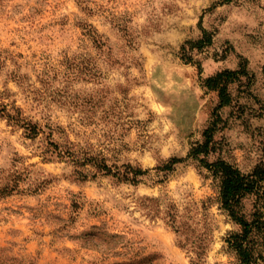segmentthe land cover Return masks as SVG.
<instances>
[{"label":"rangeland","instance_id":"1","mask_svg":"<svg viewBox=\"0 0 264 264\" xmlns=\"http://www.w3.org/2000/svg\"><path fill=\"white\" fill-rule=\"evenodd\" d=\"M242 67L209 160L248 173L264 162V0H0V92L41 129L0 118V264H235L239 228L187 156L219 103L204 80Z\"/></svg>","mask_w":264,"mask_h":264},{"label":"trees","instance_id":"2","mask_svg":"<svg viewBox=\"0 0 264 264\" xmlns=\"http://www.w3.org/2000/svg\"><path fill=\"white\" fill-rule=\"evenodd\" d=\"M211 43V36L204 33L199 41L192 44V47L202 49ZM247 75L248 71L242 67L236 71L219 72L204 80V87L217 93L219 103L214 110V120L204 131L203 141L192 146L187 159L196 161L209 173L216 183L220 209L239 228L237 232L229 234L225 240L235 256V264H264V162L258 164L252 171L244 173L221 157L213 161L209 160V157L220 149L215 134L221 130V125L224 123L219 111L232 103L229 86ZM10 96L9 89L0 92V118L6 120L10 126L24 129L28 138H36L41 131L39 125L26 117L23 109L17 106L16 102H5ZM182 161L183 159L174 158L161 170L171 171L175 165ZM97 166L105 174L112 172V168L104 161L99 162ZM127 168L134 177L148 173L147 170L140 168L130 166ZM2 192L5 195L10 194L7 189ZM247 199L252 200L250 213H246L244 208V201ZM172 218L174 223L175 219Z\"/></svg>","mask_w":264,"mask_h":264}]
</instances>
